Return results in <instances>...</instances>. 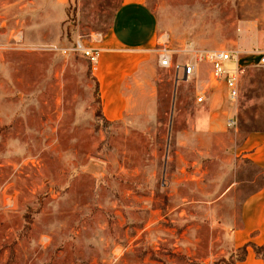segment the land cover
I'll use <instances>...</instances> for the list:
<instances>
[{
  "label": "rangeland",
  "instance_id": "rangeland-1",
  "mask_svg": "<svg viewBox=\"0 0 264 264\" xmlns=\"http://www.w3.org/2000/svg\"><path fill=\"white\" fill-rule=\"evenodd\" d=\"M120 3L0 0V264L238 257L231 230L264 183L263 170L236 156L264 131V67L245 55L264 49V0H150L175 60L192 48L243 52L240 96L230 103L208 64L189 81L159 65L155 106L140 100L134 117L110 123L91 64L61 49L104 34ZM203 108L216 131L199 127Z\"/></svg>",
  "mask_w": 264,
  "mask_h": 264
},
{
  "label": "crops",
  "instance_id": "crops-1",
  "mask_svg": "<svg viewBox=\"0 0 264 264\" xmlns=\"http://www.w3.org/2000/svg\"><path fill=\"white\" fill-rule=\"evenodd\" d=\"M149 2L121 0L111 26L97 44L101 52L92 70L98 83L102 113L109 121L134 117L140 100H145L148 108H153L158 100L154 84L160 80L156 75L160 65L159 49L160 43H166V33H163ZM261 43L264 42L256 41L258 46ZM200 112L199 127L216 131L218 128L212 113L206 108ZM194 133L195 129L190 131L191 135ZM236 156L248 158L264 171V131L249 133L239 145ZM240 219V225L231 230L232 251L248 243L264 245V183L243 199ZM236 264H264V256H259L252 246H248L245 259Z\"/></svg>",
  "mask_w": 264,
  "mask_h": 264
},
{
  "label": "built area",
  "instance_id": "built-area-1",
  "mask_svg": "<svg viewBox=\"0 0 264 264\" xmlns=\"http://www.w3.org/2000/svg\"><path fill=\"white\" fill-rule=\"evenodd\" d=\"M102 33H94L91 36L90 44H86L83 40H77L73 46L62 48L64 53L79 52L87 58L92 68L98 63L101 49L98 43L102 41ZM22 39V38H21ZM20 39V40H21ZM159 49V64L165 68H172L176 72L177 78H183L187 81L194 78L201 70L203 63L210 65V77L216 82L224 84L227 90V97L230 103L237 102L240 96V74L243 66L248 61H241L242 53L237 50L229 49H200L193 48L187 50L186 53H191L193 56L183 60L174 59V50L169 48L167 43H160ZM54 49H58L57 46ZM245 55H252L253 64L264 67V49H255L252 52H246ZM231 64V66L229 65ZM181 74V75H180ZM197 102L203 103L207 99L206 90L198 91ZM237 125V120L234 115H231L228 121V126L233 128Z\"/></svg>",
  "mask_w": 264,
  "mask_h": 264
},
{
  "label": "trees",
  "instance_id": "trees-1",
  "mask_svg": "<svg viewBox=\"0 0 264 264\" xmlns=\"http://www.w3.org/2000/svg\"><path fill=\"white\" fill-rule=\"evenodd\" d=\"M95 80H96V79H95ZM96 83H97V82H96ZM97 87H98V83H97ZM99 100H100V116H101L103 119H105V118H104V115H103V113H102V109H101V99H99ZM105 120H106V122H107V121L110 122V123L113 122V121H109V120H107V119H105ZM248 246H252V247L256 250V252H257V254H258L259 256H264V245H262V246H257V245H255V244H253V243H248V244H245L244 246L239 247V248H237V249H235V250L232 251V256H238V257L234 260V264H236L237 261H242V260L245 259L246 254H247ZM238 252H240L239 255H238Z\"/></svg>",
  "mask_w": 264,
  "mask_h": 264
},
{
  "label": "water",
  "instance_id": "water-1",
  "mask_svg": "<svg viewBox=\"0 0 264 264\" xmlns=\"http://www.w3.org/2000/svg\"><path fill=\"white\" fill-rule=\"evenodd\" d=\"M186 79V78H185Z\"/></svg>",
  "mask_w": 264,
  "mask_h": 264
}]
</instances>
